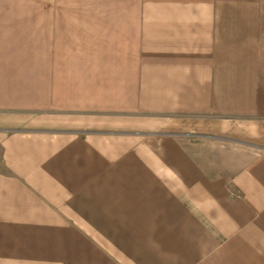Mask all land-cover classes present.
Here are the masks:
<instances>
[{
	"label": "crops",
	"instance_id": "0c3cea01",
	"mask_svg": "<svg viewBox=\"0 0 264 264\" xmlns=\"http://www.w3.org/2000/svg\"><path fill=\"white\" fill-rule=\"evenodd\" d=\"M0 264H264V0H0Z\"/></svg>",
	"mask_w": 264,
	"mask_h": 264
}]
</instances>
